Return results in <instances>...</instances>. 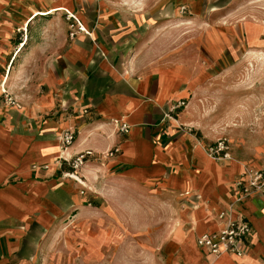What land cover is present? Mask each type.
<instances>
[{
    "label": "crops",
    "instance_id": "1",
    "mask_svg": "<svg viewBox=\"0 0 264 264\" xmlns=\"http://www.w3.org/2000/svg\"><path fill=\"white\" fill-rule=\"evenodd\" d=\"M81 1L0 0V82L7 75L6 87L18 102L9 107L0 97V264L41 261L58 217L82 208L87 196L65 178L70 165L64 159L114 148L119 151L113 157L82 168L87 193L96 198L134 186L139 198L158 200L171 215V264H264V194L243 197L233 184L247 165L262 166L264 138L231 160L210 157L206 146L213 136L193 112L201 114L197 101L204 103L206 70L114 63L121 4L105 0L94 3L91 14L80 12L90 38L76 32L69 39V21L59 10L33 16L57 6L74 9ZM175 1L196 11L209 0ZM247 2L257 7L246 14ZM228 17L231 32L223 30L218 39L230 38L249 49L248 55L261 53L264 59V0L217 6L215 21ZM204 47L220 51L212 41ZM180 100L186 107L175 109ZM115 121L125 122L129 131L119 133ZM68 129L74 141L64 148L61 135ZM228 207L231 217L238 212L249 222L252 233L243 255L208 256L196 238L223 228L217 213Z\"/></svg>",
    "mask_w": 264,
    "mask_h": 264
},
{
    "label": "rangeland",
    "instance_id": "2",
    "mask_svg": "<svg viewBox=\"0 0 264 264\" xmlns=\"http://www.w3.org/2000/svg\"><path fill=\"white\" fill-rule=\"evenodd\" d=\"M113 1L122 5L113 44L114 63L140 64L144 69L177 63L202 66L206 70V94L204 103L197 101L201 114L193 112L198 115L202 130L213 136L211 142L226 137L233 158L262 141L264 59H250L249 49L230 38L217 37L223 30L231 32V17L220 23L215 21L217 6L230 0H209L205 8L196 11L175 0L171 4L167 0H139L138 6L131 5L134 0ZM97 2L102 4L105 0H82L76 2L74 9L64 7L58 11L60 17L69 21V39L81 32L77 22L86 28L81 33L92 36L79 15L91 14V6ZM244 6L246 14L257 7L250 2ZM211 34L214 38L209 39ZM208 41L218 44V54L204 47ZM103 159L107 158L95 162ZM86 164L74 172L83 183L81 171ZM65 178L73 179L69 173H65ZM73 180L79 185L78 193L87 196L86 200L81 201L79 210L58 217L57 230L48 231L47 255L41 261L36 259L34 264H171V229H168L171 215H167L166 208L157 206L158 200L139 198V189L134 186L127 192L117 189L108 196L99 193L94 198L87 193L88 186Z\"/></svg>",
    "mask_w": 264,
    "mask_h": 264
},
{
    "label": "built area",
    "instance_id": "3",
    "mask_svg": "<svg viewBox=\"0 0 264 264\" xmlns=\"http://www.w3.org/2000/svg\"><path fill=\"white\" fill-rule=\"evenodd\" d=\"M77 23L78 30L84 32L85 28L83 25L80 22ZM70 35L73 36L74 32L70 33ZM6 79L7 75H5L0 82V97L5 105L17 107L18 102L6 87ZM185 105V102L180 100L175 104L174 108H184ZM114 123L119 133H127L129 131V126L125 122L115 121ZM74 135V131L70 129L62 133L61 142L64 148L72 144ZM118 151V148H114L99 154L92 150H84L76 154V157L71 162L65 159L64 161H66L73 170L69 174L71 176H76L74 172L84 163L94 162L104 157H112ZM206 152L210 157L221 161L230 160L232 158L231 146L226 137H219L217 140L207 144ZM233 184L238 194L243 197L254 194H264V163L258 169H254L247 165L244 170L236 176ZM232 212V209L228 207L217 213L218 219L221 221L225 220L223 228L204 232L197 236L196 243L206 255L214 258L224 254H233L236 256L243 255L244 245L252 233V228L249 222L245 220L240 213L234 212V215L231 217Z\"/></svg>",
    "mask_w": 264,
    "mask_h": 264
},
{
    "label": "bare ground",
    "instance_id": "4",
    "mask_svg": "<svg viewBox=\"0 0 264 264\" xmlns=\"http://www.w3.org/2000/svg\"><path fill=\"white\" fill-rule=\"evenodd\" d=\"M57 10H64V7H62V6H57V7H55V8L49 9L47 12L37 11V12H35V13L33 14V16H34V15H41V14H51V13L57 11ZM182 22H183V21H182ZM85 30H86V28H85ZM249 56H250V57H253V58L261 59V58H260V57H261V53H250ZM72 178L76 179L77 181H79V182L82 183V184H85V183H83V182L80 180L79 177L72 176Z\"/></svg>",
    "mask_w": 264,
    "mask_h": 264
},
{
    "label": "trees",
    "instance_id": "5",
    "mask_svg": "<svg viewBox=\"0 0 264 264\" xmlns=\"http://www.w3.org/2000/svg\"><path fill=\"white\" fill-rule=\"evenodd\" d=\"M69 170H70V172H72V171H73L71 168H70Z\"/></svg>",
    "mask_w": 264,
    "mask_h": 264
}]
</instances>
